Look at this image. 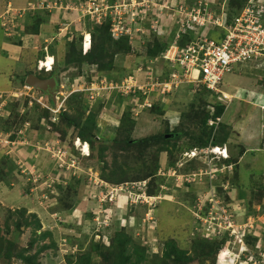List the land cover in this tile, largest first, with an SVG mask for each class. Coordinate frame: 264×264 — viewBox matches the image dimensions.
Returning a JSON list of instances; mask_svg holds the SVG:
<instances>
[{"label": "rangeland", "instance_id": "1", "mask_svg": "<svg viewBox=\"0 0 264 264\" xmlns=\"http://www.w3.org/2000/svg\"><path fill=\"white\" fill-rule=\"evenodd\" d=\"M113 1L0 0V234L7 233L19 246L16 249L23 247L30 257L48 245L36 254L39 264H79V256L100 240V231L96 232L100 225L96 228L93 224L99 219L100 224H111L100 243L107 253L120 215L114 205L94 194L118 196V192L112 194L98 186L108 183L116 187L109 181L127 180L124 186L131 189L120 196L119 206L126 200L133 205L126 206L122 223L133 246L146 249V256L150 255L143 264H167L163 260L156 263L158 256L154 255L161 254L168 240L192 254L193 239L219 236L208 218L202 217L204 204L212 202V193L219 205L230 207L226 214L233 218L230 230L234 237H225L209 254L206 248L195 250L199 254H192L196 258L188 264H233L241 252L237 238L241 237L242 224L254 225L255 235H264V68L238 64L225 73L220 86L230 98H224L220 93H196L191 84L198 70L193 67L184 72L185 66L180 64L185 61L163 57L171 45L154 57L146 53L160 41L178 45V56L185 50L186 40L191 41L186 39V26L181 28L179 23L189 17L188 11L213 12V17L224 14L229 21L237 0ZM88 2L94 3L92 8ZM111 10L118 13L111 15V21L121 16L123 32L117 36L110 26V33L102 40L98 32L95 36L91 32V22L103 23L98 16ZM38 19V33H30ZM196 32L203 33L201 29ZM75 40L76 49L89 52L93 60L96 44L103 45L99 61L66 64V51ZM111 56V67L99 70ZM29 74L39 78L56 74L53 95L27 86ZM216 104L224 108L218 120L222 119L223 127H214L212 132L207 128L206 135L228 136L225 145L232 164L206 155L210 142L203 146L202 158L188 160L193 156L190 148L200 146L199 134L205 128L200 124L202 116L205 112L213 116ZM92 116L93 130L87 128ZM83 127V136L89 137V156L79 154H87L88 145L76 141L84 140L79 136ZM124 128L131 130L127 149L119 147ZM153 134H163L172 151H160L162 141L158 140L140 148L137 140ZM155 168L164 175L152 176ZM183 174L189 176V184ZM57 181L60 184L55 186ZM94 181L101 183L97 186ZM142 183L149 186L143 189L152 197L150 204L138 193ZM153 184L155 188L150 187ZM149 189L155 192L149 193ZM256 191L263 192L258 202V195H252ZM62 197L69 203L75 197L74 204L70 203L73 213H58ZM247 203H251L250 214ZM93 208L94 221L87 217ZM145 212L151 213V221ZM106 218L109 221L103 220ZM23 221L27 226L16 229L14 224ZM231 232L225 234L230 236ZM258 242L261 248L255 251L264 253L263 237ZM0 264L24 263L12 256L10 260L0 257ZM90 264L104 261L92 253Z\"/></svg>", "mask_w": 264, "mask_h": 264}, {"label": "trees", "instance_id": "2", "mask_svg": "<svg viewBox=\"0 0 264 264\" xmlns=\"http://www.w3.org/2000/svg\"><path fill=\"white\" fill-rule=\"evenodd\" d=\"M246 1L247 0H237L236 1L237 9L235 11L233 10V14L230 15L231 20L233 19V17H235L239 13V11L244 6ZM108 2L109 3H113L114 1L113 0H108ZM263 4H264V2H263ZM107 16H109V19L103 18L104 19L103 23H101L99 25L98 24L95 25L96 23H94V22H91L92 24L94 23V25H92L90 23L91 24V28H93L91 30L93 35L95 36V32L96 33L98 32V35L101 36L102 40L106 39L107 34L110 33V26H112L111 15L108 14ZM231 20H229V21H231ZM40 24H41V20L38 19L36 21V23H34V25H36V26L33 27L32 30H30V33L37 34ZM213 29L214 30H209V32L207 34V37L209 39L219 40V35H222V31H224V30L222 28H220V27L213 28ZM189 38H193V31L190 30V29H188L186 31V39H189ZM101 42H103V41H101ZM159 42L160 41H156L151 47H149V49L147 50L146 54H149L150 56L154 57L156 55H159L162 51L165 50V48H168V46L170 45L169 44L167 46L166 44H164V43L160 44ZM186 42H187V40H186ZM69 46H70V48L68 47V50L66 51V53L68 55L67 60H66V64L77 62L80 65L83 61H89V62L90 61H96V62H98L99 59H100L98 57L99 54L103 53V51H104L103 45H101L99 43L96 44V50H94V54L95 55H94V60H93L92 55L89 52H86L85 54H83V53L79 52L76 49V40L72 41ZM110 58L111 59L109 60V62L101 65L100 68L98 67L99 70L107 69V68L111 67L112 56ZM191 87H192V89H194V91L196 93H199L201 91L202 92L205 91L206 93L212 94L211 90L206 88L205 85H203L202 83H198V84L194 83L193 86L191 84ZM80 107L82 108V105ZM223 111H224V108L221 105L216 104L215 113L212 114L213 116H211L209 114V112H205L204 113V115L202 116L201 122H200V124L205 127L204 130H201L202 133L199 134L200 142L198 144L200 146L199 147L192 146L190 149L203 148V146L207 145L209 142L212 143L213 145H215V144L216 145L225 144V142L228 140V136L227 135H223L220 138H217L218 136H215L214 134L212 135V137H209L208 134L206 135L207 128H209L211 130V132H212V129L214 127H216L217 129H218L219 126L223 127L222 126L223 125L222 121L219 122L216 126L215 125H208V120L209 119H215V118L221 116L223 114ZM61 115L63 117L64 113L61 114ZM210 117H213V118H210ZM93 119H94V116H92V119L90 120V122H89V124L87 126V128H89V129H90V127H92V130H93V125H94ZM68 122L70 124L74 125V120L69 119ZM84 129H86V127H83V128L80 129L79 136H81V138L84 139L83 141H87V139H89V137L86 138V137L83 136V135H86L83 132ZM123 132H124V134L122 135V137L124 139L121 140V143H120L119 147L121 149H125V148L127 149L130 146V142L132 140L131 138H129L131 136V133H130L131 130L128 131V129L124 128ZM203 135H205V137H203ZM76 140L81 141L80 138H77ZM156 140L162 141V145H159V147H158V149L160 151H162V150L163 151H169V152L172 151V148L169 147V145H168V144H171V143L169 142V140L163 134H161V135L153 134L152 136H148L146 138H141L140 140H137V141L140 142L139 143V147L140 148H142V147L146 148V147L149 146V144L155 142ZM88 147H89V145H88ZM75 150H77V148ZM89 155L90 154L88 153L87 156H89ZM187 159L188 160H193L194 158L192 157V158H187ZM223 163H226L228 165L232 164L229 159H222V164ZM155 166H156V164H155ZM140 170H142V169H140ZM156 174H157V171H156V168H155L152 176L157 177ZM184 175L185 174H183V176ZM102 176L106 177L103 174H102ZM125 178H127V177H125ZM136 178H138V176ZM106 179L107 180L108 179L112 180L111 177H106ZM125 181H127V180H124V181H121V182H125ZM109 182L112 183L114 186H117V184L121 183V182H113V181H109ZM184 182H186L188 184L190 183L189 181H184ZM59 184L60 183H58V181L56 182V184L54 183L55 186H58ZM80 186L81 185H79V187ZM150 187L151 188L152 187L155 188L154 184L152 186H150ZM71 188L72 187H69V189H71ZM153 192H155V189H149V193H153ZM224 194L226 195L227 191H225ZM260 194H263V192L262 191L252 192V195H254V196L258 195L256 197L257 202L261 199V195ZM64 198L65 197L61 198L63 203L61 204L58 213L59 214H61V213L64 214V212H67V214H69L71 212L73 213L74 212V209L72 210L73 205H70V203L74 204L75 197H74V200L72 202H70V203L68 201H65ZM77 199H78V197H77ZM220 199H221V201L222 200L223 201L226 200L223 195H221ZM220 204L223 205L221 202H220ZM250 204L251 203H249V204L247 203L246 204V208L248 210V214H250L249 212H251L250 211V207H251ZM111 205H114V203H111ZM225 206L228 209H230V207H228L226 204H225ZM209 207H210V204L207 203V206H205V210L204 211L205 212L208 211ZM93 211H94V208L92 210V213L91 212L87 213V217H89L88 220H90L93 217ZM205 212H203L202 215H205ZM62 216H64V215H62ZM81 216H82V218H84V214H81ZM103 220L104 221H109V218H106V219H103ZM93 221H94V219H93ZM24 224H26V221H23L22 223L21 222H16V224H14V225L16 226L15 227L16 229L20 230V227L23 226ZM93 224L97 228V226H96L97 223L93 222ZM99 225H100L99 229L97 228L96 232L99 234V231H100V240L98 242H95V244L91 243L92 248L90 250H88L86 253H84L81 256H79V258L76 260V263L78 262L79 264H90V259H91V254L92 253H95L99 257H101L102 260L104 261V264H143V261L149 258V256H150L149 254H148L149 256H146L147 255L146 254V252H147L146 249H143V248L138 249L136 246H133L130 237L126 233L125 227H121L118 223H117V226H115V229L113 230V236L109 237L110 245L108 244V246H109L108 247V252L104 253L103 250H102V244L100 245V243H102L101 241H103L104 240L103 238L106 237V234H107L106 232L108 230H111V225H109L108 223L106 225H104V224H99ZM24 226H27V225H24ZM101 236H102L103 240L101 239ZM227 236L228 235H226L225 233L222 232V233L219 234V236L218 235H214V237H212L211 240H208L206 238L205 239L204 238H199V237H197L196 239H193L192 244H191L192 245L191 246V250L193 251L192 254H195V256H197L199 253L195 252V250L203 249V248H206L207 249L206 254H209L211 252V250H216L217 248H219L220 245L223 243L224 238L225 237L227 238ZM260 237H263V240H264V235H261V234H260V236H258L257 234L255 235V231H254L252 235H246L244 237V241H245L246 245L251 247V249H255L256 245H258V243H259L258 239ZM217 238H220L221 240L220 241L215 240ZM34 242H35V240H34ZM64 244H65V242H64ZM32 245H34L33 242H30V247H32ZM17 247H19V246L17 245L16 241L10 239L7 236V233L4 234V235L0 234V257H2L4 259H7V260H10V258L12 256H15L17 260L22 261L24 264H39L38 261H37V255L36 254H39V253L43 252L46 248H48V245L44 244L43 246H41L40 250L35 251L34 252L35 255H32L31 257L27 256L26 254H24V252L27 251V250H25L23 247H20V248L16 249ZM111 249H114V250L111 251ZM83 250H85V249H83ZM14 252L16 254H13ZM157 254L158 253H156L154 255L156 257L157 256L159 257V258L157 257L158 261L154 260L156 263H158L159 260H163L167 264H168V262L171 263V264H173V263L188 264V263L192 262L196 258L195 256H193L191 254L190 249H188L186 247L185 248L179 247L177 245V242H175L174 240H168L163 245L161 254L160 255H157ZM242 259H243V262H246V259H244L243 257H242Z\"/></svg>", "mask_w": 264, "mask_h": 264}, {"label": "built area", "instance_id": "3", "mask_svg": "<svg viewBox=\"0 0 264 264\" xmlns=\"http://www.w3.org/2000/svg\"><path fill=\"white\" fill-rule=\"evenodd\" d=\"M263 0H247L244 6L241 8L239 13L233 17L231 21H227L225 15L222 14L220 17H213V12L208 11H188L186 14L189 15L188 18H181L180 26L184 28L186 26V31L188 29L193 31V38L191 41H187L185 52L182 50L180 54L177 56V48L178 45L170 44L168 49H166L163 53V57L166 59H175L178 57L179 61L185 67L184 72L188 68L195 67L198 70V75H200V81L205 85L206 88L211 90L213 93H220V95L224 98H229L228 95L219 89V84L222 80V77L225 73L230 72L234 69V67L238 64H244L245 67L251 68L252 65H255V62L260 64H264V4ZM117 5H113L112 9H115ZM181 9V8H180ZM204 13H206L204 15ZM100 15L98 18L103 19L107 16ZM110 15H116L117 10L110 11ZM192 16V18H190ZM197 17V18H196ZM225 19V20H224ZM113 33L117 36L121 35V28H124L121 25V16H117L112 20ZM220 27L224 31H222V35H219V40L209 39L207 37L208 31L213 28ZM201 29L203 31L202 34H197V30ZM196 32V33H195ZM207 32V34L205 33ZM184 52V53H183ZM187 61V63H186ZM247 64V65H246ZM257 66V65H255ZM191 71V69H190ZM174 77H177V74H173ZM179 79V77H178ZM219 120V117L216 118V122ZM209 123H213L212 121ZM189 177V176H188ZM186 181H189V179ZM98 186L99 182H93ZM107 183V182H105ZM107 186H103L101 188L104 191H108L112 194L119 191H126L125 188L120 186L111 187L108 183ZM139 185V183H137ZM145 183H142L140 192H145L143 187ZM131 192V191H129ZM139 192V193H140ZM95 193L94 197L102 202H112L116 196H112L109 193ZM110 195V196H109ZM141 197H144L143 194H140ZM147 197V196H146ZM144 197L145 201L148 200V204L152 203L150 201V197ZM138 198V197H137ZM212 202H210V217L208 218L209 224L213 225V231L222 233L224 230L230 228H224L222 230H216V225L225 224L226 222L223 219L221 213H214L213 206L219 205V201L213 197H211ZM213 203V204H212ZM150 206H153L151 204ZM220 214V218L217 215ZM225 216H229L225 213ZM146 219L152 220V216L148 213L145 215ZM95 223L100 224L99 219L94 221ZM231 232V230H230ZM232 233V232H231ZM233 234V233H232ZM259 245H256V248L253 250L260 249ZM264 256V253H263ZM259 259L256 260L252 252H250V257L248 262L251 264H264L263 259L257 257Z\"/></svg>", "mask_w": 264, "mask_h": 264}, {"label": "bare ground", "instance_id": "4", "mask_svg": "<svg viewBox=\"0 0 264 264\" xmlns=\"http://www.w3.org/2000/svg\"><path fill=\"white\" fill-rule=\"evenodd\" d=\"M88 4H89V8H92V6H93V2H88ZM109 7H112V5H108ZM194 77H195V74L193 75ZM200 75H198L197 76V79H195L194 81H193V83H196V84H198V83H201V81H200ZM221 83V82H220ZM204 85V84H203ZM28 86V85H27ZM219 89H220V91H222V92H224V93H226L222 88H221V86H220V84H219ZM216 94V93H215ZM227 94V93H226ZM228 97L230 98V96L228 95ZM219 117H221V116H219ZM218 118V117H217ZM213 122V123H209V122ZM222 121V119L219 121V122H221ZM218 121L216 122V118L215 119H209L208 120V125H217V123H219ZM77 142H79V145H80V142H82V141H79V140H76ZM85 145H88L86 142H83ZM83 144V145H84ZM76 145V144H75ZM212 145V146H211ZM223 145H225V144H223ZM223 145H213V144H210L209 146H208V149L207 148H205L207 151H206V155H211L212 156V159H213V161L216 159L213 155H219L220 156V158H223V159H225V157H226V150H222V147L221 146H223ZM76 147H78V146H76ZM80 147V146H79ZM217 147V148H216ZM213 148H216L215 150H217V152H215V150L212 152V153H210L211 152V149H213ZM190 152H192L193 153V156L191 155L190 156V153L188 152V153H186V155H188V156H190V158H195V157H197V156H200L199 158H202V154L201 153H204L205 151H204V147L203 148H197V149H190L189 150ZM88 153H89V147H88V152H87V154H81L80 153V155L81 156H87L88 155ZM187 156V157H188ZM216 160H218V159H216ZM215 168V167H214ZM215 171L217 170V169H214ZM216 173H219V172H217L216 171ZM185 176V175H184ZM182 177H183V175H182ZM186 177V178H185ZM184 178L185 179H187V177H188V175H186ZM184 179V180H185ZM222 189H224V188H222ZM210 196H216L217 197V195L214 193H212V194H209ZM207 205V203L206 204H204V207ZM213 208L216 210V212L218 213H221V215L223 216V219H224V221L226 222L225 224H220V225H214L215 227H216V230H222V229H224V228H232V227H234V223H232L233 222V218H231V217H229V216H225V213L229 210L226 206H221V205H214L213 206ZM228 210H227V209ZM202 217H205L206 219L207 218H209L210 217V213L208 212V211H206L205 212V215H203ZM107 224V223H106ZM242 225H244V228L241 230V237L238 239L237 238V242L238 243H240V245H241V252L240 251H238V253H239V257H237V259H236V261L234 262V264H251V263H249L248 262V260H249V257H250V252H252V254L254 255V257L256 258V260H258L259 261V259L257 258V257H259V258H261V259H263V252H261V251H255V250H253V249H251V247H249L248 245H246V243H245V241H244V237L246 236V235H252L253 234V232L256 230L255 228H253V227H255L254 225H251V224H242ZM230 232V230H228V229H226V230H224L223 231V233H229ZM255 232H257V231H255ZM228 237H230V238H233L234 237V235H230V236H227V238ZM237 245H239V244H237ZM255 251V252H254ZM256 253V254H255ZM242 257L244 258V259H246V262H243V259H242Z\"/></svg>", "mask_w": 264, "mask_h": 264}, {"label": "clouds", "instance_id": "5", "mask_svg": "<svg viewBox=\"0 0 264 264\" xmlns=\"http://www.w3.org/2000/svg\"><path fill=\"white\" fill-rule=\"evenodd\" d=\"M255 65H257V66H255ZM255 65H254V67L255 68H264V64L262 65V64H260L259 65V63H257V62H255ZM81 140V139H80ZM82 141V140H81ZM82 142H86L87 143V141H82ZM222 147V150L224 151V150H226V157H225V159H228L229 158V154H228V148H227V146L226 145H223V146H221ZM217 148V147H216ZM216 148H213V149H211V152L210 153H212ZM82 154V153H81ZM216 159H218V160H222L223 158H220V156L219 155H213ZM159 176H163L164 174L162 173V174H160V172H158L157 173ZM106 182V181H105ZM126 182H121V183H119L118 185L120 186H122V187H124L126 190H129V189H131V188H127V186H124V185H126L125 184ZM149 187V186H148ZM126 192V191H125ZM139 193V192H138ZM144 193V194H143ZM140 194H143L144 195V197H149L148 195H147V193H146V191L145 192H140ZM121 195H124V191H119L118 192V196H116L115 197V199L112 201V202H104V203H114V208H116V214H119L120 216L119 217H117L116 218V220H117V222L119 221V225L121 226V227H125V224H123L122 223V221L125 219V217H126V214L124 213L125 211H126V206L127 205H133V202H131V201H129V200H126L124 203H122L121 202V204H123L121 207L119 206V203H120V196ZM144 197H141V198H144ZM146 197V198H147ZM214 199H215V197L216 196H212ZM118 198H119V200H118ZM151 199H150V201L152 200V197H150ZM149 199H147L146 201H148ZM206 203H209L210 204V202L209 201H206ZM221 205V204H220ZM148 207H151L150 205L148 206ZM147 207V209H149ZM146 213V212H145ZM151 214V213H150ZM115 215V214H114ZM123 216V217H122ZM109 225H111L110 223H108ZM233 235V234H232ZM258 241H260V238L258 239ZM258 245L261 247V244L260 243H258ZM238 257H239V254H238Z\"/></svg>", "mask_w": 264, "mask_h": 264}, {"label": "water", "instance_id": "6", "mask_svg": "<svg viewBox=\"0 0 264 264\" xmlns=\"http://www.w3.org/2000/svg\"><path fill=\"white\" fill-rule=\"evenodd\" d=\"M55 77L56 74L48 78H39L33 74H29L26 77L25 84L33 88H38L44 91L48 95L49 94L53 95V91L56 88Z\"/></svg>", "mask_w": 264, "mask_h": 264}]
</instances>
